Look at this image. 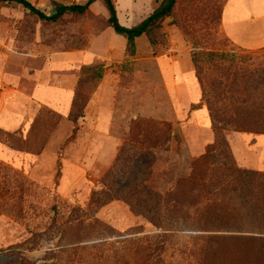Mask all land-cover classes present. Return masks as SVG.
<instances>
[{"label": "rangeland", "instance_id": "rangeland-1", "mask_svg": "<svg viewBox=\"0 0 264 264\" xmlns=\"http://www.w3.org/2000/svg\"><path fill=\"white\" fill-rule=\"evenodd\" d=\"M27 1L49 15L54 2L87 0ZM161 1L113 0L127 28ZM107 17L101 1L56 23L0 3V126L12 111L27 120L15 131L0 128V144L20 154L11 164L0 152V264H264V227L237 230L249 228L251 215L221 168L190 169L220 137L191 53L264 65V0H177L162 23L165 42L152 47L142 36L134 56ZM95 66L101 79L85 81ZM208 68L206 80L215 74ZM77 95L84 106L73 120ZM249 104L236 113L264 126V90L251 93ZM162 126L169 140L142 165L131 140H159ZM256 136L264 140V133L233 130L220 138L236 168L264 173ZM123 147L131 151L120 156ZM143 187L165 195L164 203Z\"/></svg>", "mask_w": 264, "mask_h": 264}, {"label": "trees", "instance_id": "trees-1", "mask_svg": "<svg viewBox=\"0 0 264 264\" xmlns=\"http://www.w3.org/2000/svg\"><path fill=\"white\" fill-rule=\"evenodd\" d=\"M101 1L108 13L107 25L113 32L122 37L126 42V52L129 56L136 53V41L145 36L152 47H157L165 42L164 35L160 32L162 23L167 17H170L174 11L177 0H162L158 7L139 24L127 28L122 26L117 18L116 9L113 0H87L84 4L63 5L53 3V13L46 14L34 7L27 0H0V3H15L23 8L29 15L36 17L42 22L56 23L64 17H83L85 16L92 4ZM191 63L195 69L196 78L201 87V99L206 103L209 111L212 128L221 137V133L226 130L235 132L264 133V126L251 124L246 116L238 115L236 109L238 106L251 108L249 104V95L256 91L264 90V65H252L248 67L240 56L220 52H192ZM221 65V66H220ZM215 74L206 80L204 77V68ZM85 81L99 80L102 77V67L95 66L85 70ZM82 102L77 95L72 104L70 117L73 120L82 117ZM234 109L235 112H229ZM162 143L156 138H147L138 141L131 140L135 146L138 144L139 153L141 154L142 165L147 164L145 160L153 157L151 150H162L164 143L169 140L170 131L166 126H162ZM218 138L214 145L208 149V152L190 164L191 173L195 174L200 170L203 171L208 166L216 164L221 168V175L227 180L231 193L237 195L243 201V208L249 213L250 221L246 224L249 228H238L237 230L244 233V230L260 231L264 227V173L240 170L236 168L228 148L222 138ZM160 143V144H159ZM124 148V149H123ZM120 156L131 148L123 147ZM136 150V148L134 147ZM137 156V154L135 153ZM130 159V157H129ZM213 160V162H211ZM143 175V173H142ZM140 174L133 175V180L143 181ZM220 175V176H221ZM138 180V181H139ZM139 181V182H140ZM224 185V184H223ZM143 191L148 196L156 199L157 205L164 203L166 196L163 194H154L148 188L143 187ZM152 223H155L152 221ZM263 231V230H262ZM264 233V232H263ZM259 244L264 247V240H259ZM260 246V247H261Z\"/></svg>", "mask_w": 264, "mask_h": 264}, {"label": "crops", "instance_id": "crops-1", "mask_svg": "<svg viewBox=\"0 0 264 264\" xmlns=\"http://www.w3.org/2000/svg\"><path fill=\"white\" fill-rule=\"evenodd\" d=\"M47 103H48V101H47ZM0 112H1V110H0ZM11 113H13V114L9 115L8 117H4L3 118L2 124L0 126L1 129H6V130H9V131H15V130L20 129L23 126L22 123L23 124H27L26 118H23V120L21 122V119H17L18 118V117H16L17 113L15 111H12ZM200 116L201 117L203 116V111L202 110L200 111ZM0 117H1V113H0ZM254 140L257 141L258 143L259 142L264 143V140L262 138H260V137H257V136L255 137ZM5 148L6 147L4 145L0 144V152L2 151L1 155H2L3 159L4 160H8L9 163H11V164H16L18 157H20V154L12 151L10 149L7 151ZM21 158H22V156H21ZM22 162L23 161H21L20 163H22Z\"/></svg>", "mask_w": 264, "mask_h": 264}]
</instances>
